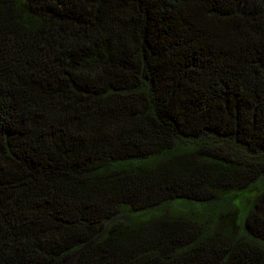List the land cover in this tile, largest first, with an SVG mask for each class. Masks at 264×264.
Instances as JSON below:
<instances>
[{
	"label": "trees",
	"instance_id": "16d2710c",
	"mask_svg": "<svg viewBox=\"0 0 264 264\" xmlns=\"http://www.w3.org/2000/svg\"><path fill=\"white\" fill-rule=\"evenodd\" d=\"M0 264H264V0H0Z\"/></svg>",
	"mask_w": 264,
	"mask_h": 264
}]
</instances>
